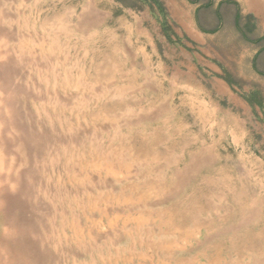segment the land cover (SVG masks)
Returning a JSON list of instances; mask_svg holds the SVG:
<instances>
[{
	"label": "rangeland",
	"instance_id": "rangeland-1",
	"mask_svg": "<svg viewBox=\"0 0 264 264\" xmlns=\"http://www.w3.org/2000/svg\"><path fill=\"white\" fill-rule=\"evenodd\" d=\"M165 1L181 32L200 30L187 0ZM237 1L264 34V0ZM119 7L115 0H0V264H170L156 224L158 205L170 197L140 200V191L156 185L153 173L140 177L156 165L139 151L154 140L169 105H155L152 77L114 32ZM132 20L156 80H191L220 104L226 91L201 82L191 54L170 46L171 69L144 19L134 13ZM225 24L217 36L189 37L198 49L192 56L207 73H223L219 60L264 90L252 64L257 49L236 35L232 21ZM260 63L264 70L263 57ZM241 102L231 103L239 117L223 124L249 133L264 174V124Z\"/></svg>",
	"mask_w": 264,
	"mask_h": 264
},
{
	"label": "crops",
	"instance_id": "crops-1",
	"mask_svg": "<svg viewBox=\"0 0 264 264\" xmlns=\"http://www.w3.org/2000/svg\"><path fill=\"white\" fill-rule=\"evenodd\" d=\"M196 9L194 6V14ZM134 13L122 11L116 17L114 32L124 36L127 51L135 53L153 79L158 93L141 92L145 101L150 95L155 105H169L155 123L154 140L139 149L140 155L149 157L146 162L156 165L149 176L140 177L150 178L153 173L156 182L153 191L149 186L140 191V200L170 197L157 208L163 215L156 224H160L166 239L163 259L170 264H264V174L256 169L262 165L256 155L257 145L236 123L223 124L224 118L228 122L239 117L238 112L222 108L204 90L197 92L193 81L155 79V61L143 46L141 26H134ZM199 31L185 33L200 39L205 34ZM131 66L128 60L125 68ZM109 67L114 73L119 71L115 61ZM140 77L132 75L128 79ZM214 81L226 91L222 97L231 103L241 102L227 82L218 78ZM129 188L137 190L134 184ZM259 206L261 211L257 210Z\"/></svg>",
	"mask_w": 264,
	"mask_h": 264
},
{
	"label": "trees",
	"instance_id": "trees-1",
	"mask_svg": "<svg viewBox=\"0 0 264 264\" xmlns=\"http://www.w3.org/2000/svg\"><path fill=\"white\" fill-rule=\"evenodd\" d=\"M120 5L118 14L124 10H130L140 15L144 19L145 27L150 30L155 38L156 45L160 55H162L166 64L171 69L174 63L166 58V53L170 46L178 50V52L191 54L192 62L196 64L197 75L202 80L201 82L208 87L215 86V79H221L227 82L230 89L236 96L251 109L255 119L264 124V90L259 83L250 85L244 84L237 76L230 71L219 60H214L215 64L221 68L223 73L215 71L208 72L205 66L200 63L197 56H192L198 52L195 48V43L189 36L179 30L177 21L173 18L167 1L165 0H115ZM189 4L197 7L195 12V20L198 28L205 34L217 36L225 27L226 22H231L236 31V35L243 42L254 46L256 54L253 57V68L264 75V70L261 69V58H264V34L260 33L259 24L255 16L252 14L243 15L240 4L237 0H222L215 2L214 0H187ZM230 8V9H229ZM229 18L226 20L225 15ZM211 27V28H210ZM191 43L193 47L188 44ZM205 79V80H204ZM219 97V96H218ZM218 97L216 99H218ZM220 104L223 107H233L226 97L220 96ZM233 109V108H232ZM238 106L234 107V110Z\"/></svg>",
	"mask_w": 264,
	"mask_h": 264
},
{
	"label": "bare ground",
	"instance_id": "bare-ground-1",
	"mask_svg": "<svg viewBox=\"0 0 264 264\" xmlns=\"http://www.w3.org/2000/svg\"><path fill=\"white\" fill-rule=\"evenodd\" d=\"M212 260V259H211Z\"/></svg>",
	"mask_w": 264,
	"mask_h": 264
}]
</instances>
